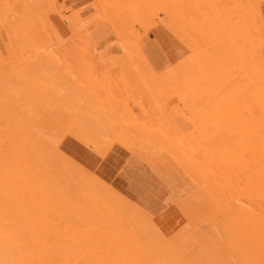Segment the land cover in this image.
I'll list each match as a JSON object with an SVG mask.
<instances>
[{
	"label": "rangeland",
	"instance_id": "374dc122",
	"mask_svg": "<svg viewBox=\"0 0 264 264\" xmlns=\"http://www.w3.org/2000/svg\"><path fill=\"white\" fill-rule=\"evenodd\" d=\"M207 1L196 3L193 14L198 12V20L194 21L187 11L171 20L179 0H0V191L14 197L6 202L0 197V210L4 207L19 217L26 211L35 220L43 232L40 244L48 257L46 264L83 263L82 257L89 256L87 240L105 228L110 212L131 229V243L139 250L132 249L137 260L147 252L151 264H205L198 248L206 241L209 252L227 264L264 263V234L239 222L227 252L215 248L212 241L218 237L211 234V226L227 215L234 222L250 213L264 215V172L243 173L234 180L236 187L246 191L243 198L234 192L217 195L207 186L209 177L186 157L193 151L189 152L192 143L199 150L207 149L204 152L213 151L225 144L229 134L220 121L215 124L216 114L209 116L212 107L202 102L203 106L191 103L190 108L186 101L197 95L196 103L202 101L205 88L208 96L211 88L220 89L215 81L227 79V73L236 78L238 69L246 67L234 41L231 44L234 35L223 33L228 17L220 20L221 28L215 26L221 30L212 42L214 28L211 34L205 28L209 36L204 31L206 37L201 38L199 27L205 21L200 13L208 10ZM219 2L229 13L234 8L227 0ZM261 4L263 11L264 0ZM182 16L190 23L184 19L179 26ZM156 28L172 34L186 47L187 56L171 64L150 38ZM200 38L206 46L198 44ZM262 51L264 57V47ZM243 71L236 74L241 80L248 76ZM188 111L200 118L190 120ZM204 112L214 121L208 125L211 128L195 124L204 119L208 123L205 114L202 120ZM85 154L94 163L82 160ZM52 185L65 191V200L51 198L58 190ZM33 187L44 188L43 194L48 195L56 190L50 192L54 195L48 202ZM10 236L28 264L22 243ZM69 238L83 244L79 248L83 256L73 249L70 256L55 254ZM245 253L252 258H245Z\"/></svg>",
	"mask_w": 264,
	"mask_h": 264
},
{
	"label": "bare ground",
	"instance_id": "6f19581e",
	"mask_svg": "<svg viewBox=\"0 0 264 264\" xmlns=\"http://www.w3.org/2000/svg\"><path fill=\"white\" fill-rule=\"evenodd\" d=\"M217 1L219 3V4L217 3L218 6L219 5L221 6L219 0H217ZM228 1L230 2V3H228V4H230V6L232 4V7H230L228 5L230 8H233V6H234L233 9L237 8L236 10L231 9V11H230L231 15H228L230 13L227 12L225 8H224L225 10H223L222 6H221V8L218 7V8H220V11L216 10L218 8L216 7L217 4H216V2L214 3V0H209L206 2L205 5L207 6L208 10L206 9L207 10L206 12H204L202 10L203 14H202V12L200 13V15H203V16H201L202 22L205 21V23L203 22V25H201L199 27V29L203 30V31H200V33L202 35L201 38L203 39V37L204 38L206 37V36H204L205 35L203 33L204 31L209 36V33L207 30H205V28L209 29L210 34L212 32L215 34H216V32L219 33L221 29L220 30H219V28L215 29V26L217 25L216 27L219 26L221 28L222 21L220 22V20L226 19V17H228L227 18L228 20L227 19L226 20L229 23L224 20L226 22V24H227L226 26H228V28H226V32L223 31V33L224 34L226 33L225 35H227L229 37L231 36L230 38H232V36L234 35L233 37H235V39H230L228 37L227 38L232 40V42L229 40L231 42V44H233V41H234L233 47L236 48L235 50L237 51L238 54L240 53L239 55H240L242 60H245V61H243V63L246 65V67H244V65H242L241 66L242 68L240 67L241 69H238L239 67L237 68V66H234V70H235V67H236V70L238 69V71H237V73L239 72L238 75H240L241 70L243 71L244 69H246L248 71V68L250 70L251 67L253 68V70L249 74L247 73L246 70L243 71V72H245V74L247 73L246 75H248V76H245L244 73L242 72L241 74H243L245 76L242 80H241L242 76L239 77L238 75H236L237 73L234 70L233 71L236 74H234L233 76H237L236 77L237 79L235 77H232V73H230L231 76L229 75V73H227L226 76L230 82L233 79H236V80H234V82H231V83H229V82L227 83V79L225 78L226 76L223 77V78H225L224 80H220V82L222 83L221 85H220V82L216 83V81L214 80L215 84L219 85V86L216 85V87L218 86L220 89L211 88V90H212L211 94H209L208 96H206L208 94L207 90H205L206 88L204 87L205 89L203 90V87H202V90L205 91L206 94L201 93V90H199L200 93L199 92L198 93H199L200 97L203 94L201 99L204 97V99L200 102L198 99V102L196 103L198 95L194 96L195 97V99H194V97L191 96L192 94L191 93H190L191 95L189 94L193 100L191 98H189L192 101L187 100L186 101L187 104L185 103L186 107L188 105L190 106L191 103H192V105L198 104V105H194V106H198V107H200L202 102H203V104L205 103L206 107H208V106L210 108L212 107L211 108L212 110L210 109L212 111V113H211V111L208 110L211 113V115H209V116H213L212 118H214V116L217 115L219 117L218 118L216 116L218 123H215V124L217 126L220 125L219 124V121H220L221 125H224L225 129L229 128L230 130L228 129L226 132V134L229 133V134H227V139H224L226 137L223 138L224 139L223 142L225 143V144H223V146H221V147L218 146L215 150L206 151V152H208V153H206L204 151L207 149L202 147L204 149H202L203 151L200 149L201 150L200 151L199 150L200 146L197 145V147H196V146H194L196 144L192 143V146L189 149V152L193 150L192 151L193 153L192 152L187 153L186 157L195 166H197L202 172H204L209 177L208 180H209V183L211 186L210 185H207V186H209V189H211V187H212V191H213L212 193L217 194V195H219V194L221 195V193H224V194H227V196H228V195H232L234 192L236 194V196L243 198V196H246V191L244 189L236 187L234 180L243 176V173L264 172V64L262 63V62H264V57H263V53H262L263 52L262 49L264 47L263 46L264 40H262L263 44L260 41L261 39L264 38V23H263L264 22V9L262 11L261 2L263 0H240V1L239 0L238 1L233 0V2L230 0H227V2ZM201 2H202V0H198V2H197V0H181V1L179 0L180 5L179 6L177 5L175 8L172 9L174 14L172 13L173 16H172L171 20L174 17H176L177 15L178 16L180 14L183 15L186 11H187L186 12L187 15L189 12L188 18H191V16H193L194 21L198 20V16H197L198 12H197V15L193 14L194 13L193 9L196 10V8H195L196 5L201 4ZM237 2L239 4H237ZM223 3H225V5H226V2H223ZM202 4H203V2H202ZM214 4H216V5L214 6ZM225 5H223V6H225ZM237 5L239 8L237 7ZM225 7H227V6H225ZM57 8H58V6H57ZM70 9H72V8H70ZM221 9H222V11H221ZM232 10L235 12H233ZM237 10H238V12H237ZM224 11H225L226 15H228V16H225L224 14H222L223 16L221 15V13H223ZM232 13H233V16H232ZM210 15H212L214 17H212V18L210 17V19H209ZM202 17L203 18L205 17L206 20L203 19ZM206 17H208V18H206ZM232 17L233 18L236 17V18L232 19ZM145 18H146V15H145ZM176 18H178V17H176ZM181 18L179 17V19H180V22L178 21L179 26L181 24V20H182V24H183V21L186 17H184V19H183V16H182ZM188 18L185 19L186 22L190 21V19H188ZM193 18H191V19L193 20ZM192 20H191V22H192ZM186 22L184 24H186ZM155 23H157V22H155ZM187 23H190V22H187ZM192 24H194V22H192ZM192 24H187V25L193 26ZM158 25H160V24H158ZM162 25L164 26L163 23H162ZM187 25H184V26L187 27ZM189 26H188L187 30L192 29V28L189 29ZM164 27H166V25ZM77 28H78V26H77ZM151 28H153V27H151ZM211 28H214L213 30L214 31L216 30V31L211 32ZM213 33L211 35L212 40L209 39L208 42L210 40H211L210 42H212L213 37L217 38L218 33L215 36ZM223 33H222V35H223ZM228 34H231V35H228ZM201 38L196 39V40L202 41ZM235 40H236V42H235ZM199 41H198L199 45H201L200 43H203V45L206 46L204 44V42L199 43ZM208 42H207V44H208ZM203 45H202V47H203ZM202 47H200V48H202ZM77 50H79V49H77ZM245 50H247V51H245ZM241 52H242V54H241ZM248 52L250 54L249 56H251L253 53V55L251 56V59L248 56ZM243 53H245V54L247 53V54L244 55ZM50 55L55 56L56 54L52 55V53H51ZM245 56H247V57L245 58ZM248 57H249V59L246 60ZM243 58H245V59H243ZM58 59H56V61ZM253 60L256 62H254ZM247 62H248V64H247ZM250 62L252 63V65L254 63L255 66L254 65H253L254 67L250 66L249 65ZM229 77H232L231 78L232 80ZM238 78H240V79H238ZM224 82H226V85ZM205 83H206V81H205ZM223 85H224V87H223ZM207 88H209V87H207ZM200 89H201V87H200ZM186 92H187V90H186ZM194 95H195V93H194ZM192 105L190 106V108L192 107ZM201 106H203V105H201ZM188 108H187V110H188ZM202 109H199V110L202 111ZM205 109H203V110L205 111ZM190 113L191 112H189L190 120H192L193 117L195 119L199 117V115H198V117H196L197 115L195 114V112H193V113L196 116L193 113H192L193 115L192 114L190 115ZM204 114H205V112L203 113L202 120L208 116L205 114L206 116L204 117ZM210 118L211 117L208 118L209 121L207 119L208 123H205V119L203 120L206 125L203 123V121L201 123L200 122L198 123L197 120H196L197 123H195V124L200 125L199 126L200 128L205 126L204 128L207 129L208 127H210L208 125H210V124L214 125L213 119L211 118L212 120H210ZM195 119L193 121H195ZM193 121L191 123H193ZM199 121H200V119H199ZM223 131H221V132H223ZM113 134H114V132H113ZM193 146H194V148L196 147L195 150H194ZM198 146H199V148H198ZM194 151H196V152L194 153ZM38 182H39V180L36 183H38ZM36 183H35V185H41V184H36ZM52 186L55 187V185H52ZM55 188L51 189L52 193L56 189H58L57 191H59L60 189L62 191L60 190L58 193H57V191H55L56 193L54 192V194H56V195L50 193L51 192L50 191L49 195L46 193L47 194V196H46V194H43V193H45L43 190L44 188H42V190H41V187H37V189L36 188L34 189V187H33L34 191L36 190V192H38V190L40 189L41 192L40 191L39 192L42 193L41 194L42 197L41 196L40 197L42 199H44L45 201L46 200L51 201L50 197L52 195H54L55 197L57 195H60L58 197H62V198H57V197L55 198L54 196H52L51 198L53 200H56V201H57V199L65 200L64 199L65 193H63L65 191H63V189L60 188L59 186L56 189ZM7 190H9V189H7ZM11 190H10V192L13 193V191H11ZM0 192H1L0 195L2 194L0 197L1 198L5 197V198H3L4 201H5V199L6 200L9 199V197L11 199L13 197L12 193H11L12 196H7L9 194V193L7 194V192L3 196L4 191H3V193H2V190ZM43 196H45L47 199H45V197L43 198ZM6 197H8V198H6ZM44 200H43V203H44ZM59 200H58V202H59ZM5 202H2V203H5ZM9 202L10 201H8V203ZM2 203H1V205H2ZM5 204L9 205L7 203H5ZM19 204L21 205V203H19ZM12 207H11V209H12ZM15 207L17 209L24 210V208H22L21 206H20L21 208H18L17 204ZM45 207H46V205H45ZM3 208L4 207H2V209ZM16 208H15V210H16ZM2 209L0 210V226L4 227L5 229L12 232L16 236V238L22 243L24 250L26 252L28 264H46V263H48L47 254L45 253V251L42 248L43 245L40 244L42 242L41 237L42 238L44 237L43 232L40 231V229L38 228V226L35 223H33V221H35V220H32L28 216L29 214H27L26 211L24 212L25 216L22 215L21 217H19L18 214H16V213H13L10 211H4ZM12 210H14V209H12ZM140 212H142V211H140ZM111 213L112 212H110V214L107 217V221H106V224L104 226L105 228L101 229L102 230L101 232H98L97 234L95 233L93 236L91 234L89 239L87 240V244L90 246V250L88 253L89 256L87 258L82 257L81 260L83 261V263H81V264H147V262L150 260V258L146 257V256H148L147 252L145 254L146 256L144 255L145 258H144V256L142 258L141 257L138 258L139 257L138 256L137 258L139 260H137L136 256L133 255L132 249H134L136 244L135 243H134L135 245L132 244L134 241L131 243L130 235H129L130 234L129 232H131V229H127L125 224H123L125 221L123 222L120 219L121 217L118 219L117 218L118 215H117L116 218H113V217H115L114 216L115 214L111 216ZM140 216H142V215H140ZM232 218H231V216L227 215L224 218V221L220 222L219 224L216 223L217 225L215 224L213 227L211 226V228H213V231H211L213 238L218 237V239L214 240V242L215 241H217V242L214 243L212 241V244L215 246V248H218V250L221 248L223 250L224 249L226 250L227 247H230V245L233 242L234 237L236 236V235L235 236L231 235V233L235 232V230L240 226L239 222L245 224L248 227V229H250V231H253V232L258 231L259 234H264V215L263 214L256 216L255 213H250V215L248 217L240 216L238 219L236 217V219H237L236 222H234V220H233L234 218L233 219ZM241 218H244V219L241 220ZM119 220H121L123 223L122 222L119 223ZM129 222H130V220H129ZM211 228H210V230H212ZM120 229H123L122 233L119 232ZM76 235H78V234H76ZM134 236H136V235H134ZM134 236H133V239H134ZM91 237H92V239H91ZM220 237H222V238L220 239ZM207 243H209V242H207ZM207 243L205 241V243H202V246H200V248H198V249L202 250V251L200 250V252L204 255L203 260H204L205 264L206 263L207 264H227V262H225L223 260V258H221V256L219 258V256L211 254L209 252L208 249H210V247L208 249L206 248ZM87 244H84V245H87ZM64 245H65V248H63L59 251L61 253L56 252L55 253L56 255L64 254V255L70 256L72 253V249H73V250L77 251L76 252L77 256H79V257L83 256L82 251L79 250L80 247H83V244L78 239H76V238L70 239L69 238L67 240V242H65ZM132 245H133V248H132ZM209 245H211V244H209ZM212 247L213 246L211 245V248ZM139 248H141V247H139ZM135 249L138 250L137 247H135ZM225 250H224V252H225ZM143 251H141L140 253L145 252V251L144 252ZM194 251H195V249H194ZM134 252H136V251L134 250ZM226 252H227V250H226ZM215 253H216V251H215ZM221 253H223V252H221ZM250 256H251L250 254L245 253V258H250ZM189 257H190V255H189ZM143 258L145 260L148 259V261L146 263H144L145 261L142 262V260H144ZM251 258H252V256H251ZM140 259H141V261H140ZM189 259H191V258H189ZM192 260H193V258H192ZM198 262H200V261L198 260ZM218 262H220V263H218ZM77 263H78V260H77ZM149 263L151 264L150 261L148 262V264ZM152 264H154V262ZM229 264H230V261H229ZM255 264H264V263H259V260H258L257 263H255Z\"/></svg>",
	"mask_w": 264,
	"mask_h": 264
},
{
	"label": "crops",
	"instance_id": "0c3cea01",
	"mask_svg": "<svg viewBox=\"0 0 264 264\" xmlns=\"http://www.w3.org/2000/svg\"><path fill=\"white\" fill-rule=\"evenodd\" d=\"M152 37H154V40H156V42L163 49L166 55V59L171 64H175L188 54L186 47L182 45L177 39H175L172 34H168L163 28L154 29L152 31V35H150V38ZM182 123L185 124L188 129H191L190 124L187 121L182 120ZM81 159L84 161L88 160V163L90 164L94 163L93 157L90 159L89 156L88 158V154L83 155ZM97 166L98 163L94 167ZM10 234L13 233H11L9 230L0 227V264H25L23 262V258L18 248V245L16 244L15 240L10 236Z\"/></svg>",
	"mask_w": 264,
	"mask_h": 264
}]
</instances>
